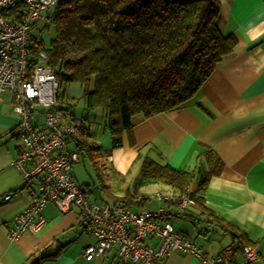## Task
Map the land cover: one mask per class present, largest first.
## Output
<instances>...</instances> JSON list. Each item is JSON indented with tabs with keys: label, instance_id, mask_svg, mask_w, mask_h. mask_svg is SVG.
I'll return each instance as SVG.
<instances>
[{
	"label": "crops",
	"instance_id": "obj_1",
	"mask_svg": "<svg viewBox=\"0 0 264 264\" xmlns=\"http://www.w3.org/2000/svg\"><path fill=\"white\" fill-rule=\"evenodd\" d=\"M217 25L223 35L237 39L233 52L179 107L138 120L130 133L122 132L121 145L105 158L113 170L133 173V177L139 174L143 158L192 172L189 191L199 195L204 208L222 220L217 224L192 205L184 217L169 219L174 229L208 256L238 243L230 231L243 232L264 264V0H219ZM12 103L9 92H0V264H111L116 246L105 257L84 259L82 251L94 238L76 206L61 212L48 202L40 211L46 224L39 232L23 233L12 241L6 237L12 218L24 209L29 197L28 187H21L24 182L19 170L11 164L18 146L14 132L18 116L11 110ZM71 111L78 117L72 107ZM86 114L78 118L91 121ZM101 114L102 132L91 125L90 140L96 145L108 132L104 110ZM35 120L40 122L41 117ZM109 147L108 140L100 145L102 151ZM71 172L74 177L73 165ZM204 174L207 180L201 187ZM91 187L89 199L102 202L100 191L95 195ZM6 193L11 195L8 200L3 199ZM148 193L134 192V202ZM146 203L150 208L157 206L155 201ZM157 241L152 238L145 244ZM238 253L236 246L235 255ZM163 264L202 263L191 254L171 251Z\"/></svg>",
	"mask_w": 264,
	"mask_h": 264
},
{
	"label": "trees",
	"instance_id": "obj_2",
	"mask_svg": "<svg viewBox=\"0 0 264 264\" xmlns=\"http://www.w3.org/2000/svg\"><path fill=\"white\" fill-rule=\"evenodd\" d=\"M49 17L42 28L50 32L46 45L41 30L30 34L27 68H34L38 52L43 51L58 86L81 84L84 112L104 110L110 138L107 154L121 145L122 132L130 133L136 121L173 110L191 98L237 44L233 35H223L217 25L219 0H57ZM71 107L57 106L69 120H80ZM92 134L90 129L72 147L79 159L85 154L95 164L101 149L90 140ZM139 174L169 185L174 192L185 189L193 176L149 158L142 159ZM206 180L204 174L199 185ZM78 185L89 197V184ZM98 190L111 199H102L110 205L148 206L145 199L134 202L137 195L129 189L115 195L102 184ZM189 197L201 214L206 212L211 221L221 223L220 217L204 208L199 195L189 191ZM230 233L238 249L251 245L243 232Z\"/></svg>",
	"mask_w": 264,
	"mask_h": 264
},
{
	"label": "built area",
	"instance_id": "obj_3",
	"mask_svg": "<svg viewBox=\"0 0 264 264\" xmlns=\"http://www.w3.org/2000/svg\"><path fill=\"white\" fill-rule=\"evenodd\" d=\"M56 1L0 0V92L12 95L11 110L18 116L14 129L17 155L11 164L19 170L29 194L27 205L7 227L6 237L12 241L23 233L39 232L46 224L40 211L52 202L61 212L72 206L79 208L85 229L94 238L82 251L88 261L105 257L116 246L111 264H163L171 251L191 254L202 264H261L252 245L241 246L238 256L234 244L208 256L194 241L174 229L169 219L184 217L193 205L190 184L180 192L138 196L137 200L152 199L157 203L155 208L139 210L93 201L83 193L71 172L79 154L70 145L80 141L91 125L85 119L71 121L68 114L57 108L58 83L43 51L38 52V63L32 70L26 65L30 34L49 22ZM7 11L13 13L5 16ZM38 117L40 122L35 120ZM10 197L6 193L3 199ZM152 238L158 241L145 244Z\"/></svg>",
	"mask_w": 264,
	"mask_h": 264
},
{
	"label": "rangeland",
	"instance_id": "obj_4",
	"mask_svg": "<svg viewBox=\"0 0 264 264\" xmlns=\"http://www.w3.org/2000/svg\"><path fill=\"white\" fill-rule=\"evenodd\" d=\"M41 38L43 39L44 44L48 42L50 32L45 29H40ZM34 34H37L35 30H32ZM38 32V31H37ZM83 87L78 82H64L59 83L57 90L56 106L65 108L68 105H71L75 112L78 114V117L84 116L85 112L83 111ZM102 109L94 108L87 111V116L93 122V126L102 132L103 122H102ZM87 120V119H86ZM105 140H108L110 143L109 133L105 135L104 139L99 137L97 145H105ZM95 151H98L97 149ZM98 151V157L96 163L93 164L91 159L83 154L82 159L79 162L73 164V173L76 182L80 185L88 183L91 185V189L94 191L93 194L96 195L98 187L102 184L108 185L110 190L114 194H123L124 191L128 188L132 192H137L138 190L149 192L148 195H152L155 192L159 193H171V188L169 185L153 180H147L143 178L140 174L133 177V173L129 174H120L116 170H113L111 164L106 160L105 156L107 155L106 151ZM145 182V183H144ZM101 197L111 202V199L105 194L101 193ZM149 202L152 203L153 200L149 199Z\"/></svg>",
	"mask_w": 264,
	"mask_h": 264
}]
</instances>
